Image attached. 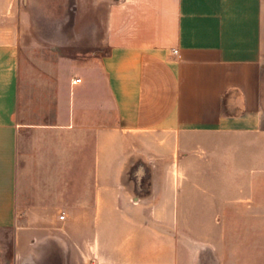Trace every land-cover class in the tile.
Masks as SVG:
<instances>
[{"label":"crops","instance_id":"0c3cea01","mask_svg":"<svg viewBox=\"0 0 264 264\" xmlns=\"http://www.w3.org/2000/svg\"><path fill=\"white\" fill-rule=\"evenodd\" d=\"M207 251L264 264V0H0V258Z\"/></svg>","mask_w":264,"mask_h":264},{"label":"rangeland","instance_id":"374dc122","mask_svg":"<svg viewBox=\"0 0 264 264\" xmlns=\"http://www.w3.org/2000/svg\"><path fill=\"white\" fill-rule=\"evenodd\" d=\"M6 261L7 260L0 258V264H6ZM203 264H217L215 262L214 258L212 257V253L211 252L207 251L204 254V263Z\"/></svg>","mask_w":264,"mask_h":264},{"label":"built area","instance_id":"2783aa9c","mask_svg":"<svg viewBox=\"0 0 264 264\" xmlns=\"http://www.w3.org/2000/svg\"><path fill=\"white\" fill-rule=\"evenodd\" d=\"M175 52H176V53H178V51H177V50H175ZM61 218H64V215H61Z\"/></svg>","mask_w":264,"mask_h":264}]
</instances>
